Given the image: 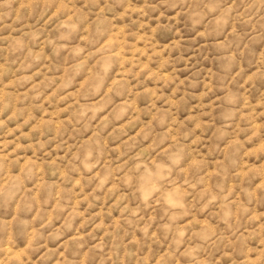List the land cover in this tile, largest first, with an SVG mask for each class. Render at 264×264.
<instances>
[{"label": "rangeland", "instance_id": "374dc122", "mask_svg": "<svg viewBox=\"0 0 264 264\" xmlns=\"http://www.w3.org/2000/svg\"><path fill=\"white\" fill-rule=\"evenodd\" d=\"M0 264H264V0H0Z\"/></svg>", "mask_w": 264, "mask_h": 264}]
</instances>
